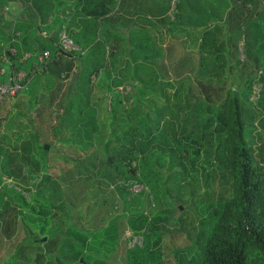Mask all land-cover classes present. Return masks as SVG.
<instances>
[{"label":"trees","instance_id":"obj_1","mask_svg":"<svg viewBox=\"0 0 264 264\" xmlns=\"http://www.w3.org/2000/svg\"><path fill=\"white\" fill-rule=\"evenodd\" d=\"M16 1L20 6L16 20L2 21L10 31L1 35L6 43L0 46V54L5 57L1 79L12 72L28 71L38 64L37 56L47 51L45 68L32 75L22 93L30 96L37 78H43L42 86L48 93L43 98L45 105L38 111L46 110L47 115L37 113V121L55 118L57 126L69 125L73 132L63 140L56 155L44 150L45 143L40 145L45 164L53 158L57 161L55 166L46 165V172L31 183L35 191L29 201L17 193L0 191V207L10 202L17 207L23 231L6 264H83L80 259L86 242L90 236L96 238L99 227L120 218V227L127 226L132 235L148 228L150 222L143 212L130 209L121 215L113 214L126 186L136 182L157 199L158 192L183 190L192 174L202 181L207 204L214 202L215 206L206 218L209 230L202 252L187 264H264V173L244 141L241 112V105L253 103L264 94V65H259L260 59L264 60V7L257 13L247 11L243 21L237 10L227 29V42L220 39L218 47L200 56L196 69L188 66L190 54L175 60L170 54L154 55L140 62L126 55V60L131 61L120 67L122 72H130V92L123 96L111 90L122 84L120 73L104 86L109 98L108 133L103 137L102 125L91 104V78L100 70L114 67L113 48L108 44L113 35L112 0H0V7ZM171 19L174 27L177 15ZM74 23L76 31L72 34ZM60 25H65L78 51L62 52L56 47ZM97 25L101 26L99 33ZM40 31L49 37H41ZM216 33L213 28L200 32L202 50L207 40L217 43L218 38L226 36ZM239 41L242 44L237 49ZM237 51L242 55L239 62L232 59ZM224 59L226 64L221 63ZM69 76L73 78L63 86L64 77ZM191 79L207 87L229 80L235 87L213 104L191 99ZM253 84H258L259 89L251 101ZM32 101L29 99L27 104ZM20 118L14 114L3 125V133H9L14 141L19 137L12 129L29 130L28 123L22 125ZM95 141H99L98 149ZM16 147L13 145L12 150ZM65 151L66 156H62ZM70 164L93 169L92 175L79 181L90 182L87 187L96 193L95 200L67 205L61 180ZM214 183L219 190L215 198L213 189L205 191ZM76 184L77 181L68 182V189L72 186L75 190ZM6 195L8 201L4 202ZM156 220L159 219H152Z\"/></svg>","mask_w":264,"mask_h":264},{"label":"rangeland","instance_id":"obj_2","mask_svg":"<svg viewBox=\"0 0 264 264\" xmlns=\"http://www.w3.org/2000/svg\"><path fill=\"white\" fill-rule=\"evenodd\" d=\"M112 1L116 3V1ZM131 1L136 3L134 14H141L143 18L147 16L148 20L146 21L148 22L154 21L156 18H162L168 26H171L173 21L170 15L173 14V18L177 15L178 18L180 13H186L185 10L189 9L185 7L184 2L179 5V0L174 13L169 10L170 4L167 0H165L166 4L163 0H159V5L153 11H149L148 6L140 0ZM209 1L212 5L209 11V18L214 23L212 28L214 30L224 29L226 36L222 40L225 42H227L229 23L232 15L236 14L237 10L241 13V21H243L247 16V11L257 13L264 7V0H261L262 3L259 0H251L252 2L249 3L246 0ZM126 2V0L122 1V3ZM14 3L0 7L1 47L6 44L2 39L3 34L10 31L2 25V21L16 20L20 10L19 3L17 1ZM211 14L215 16L211 17ZM100 28L101 26L97 25V33H99ZM109 42L110 40L108 44H111ZM241 44L242 41L237 43V49H240ZM229 45L232 46L233 43L230 42ZM241 57L239 51L232 54V59L235 62H239ZM4 58L0 54V81L6 80L1 79L2 74L5 72V68L1 66L5 64ZM259 65H264L263 58L260 59ZM122 71V68L115 67H113V70L104 69L91 78L93 87L91 104L96 109L95 117L97 121L102 125L101 134L103 137L108 133L107 104L109 98L104 86L111 84L112 77L120 73L119 77L122 84L111 87V90L119 92L118 88L129 87L132 83L130 72L129 70ZM34 73H37V70L35 66H32L28 71L12 72L11 76H14L16 80H21V83L27 84ZM72 78L73 76L71 78L69 76L68 79L64 77V82L61 81L63 86L67 85V81ZM42 80L43 78H37L38 84L30 96L19 92L13 97H5L0 101V191L2 189L10 191L11 195L17 193L26 202L31 198L30 194L35 191L31 183L39 180L42 174L46 172L43 169L46 165L52 164L55 166L54 163L57 161L56 158H53L49 160L48 164H45V159L39 150L40 145L45 143L44 146H47L46 151L49 150L51 154L56 155L58 147H63V143H65L63 140L73 132L69 125L61 124L57 126L58 122L55 118L48 121V118L46 120L43 117L41 122L37 121V113L40 116L47 115L46 110L38 111L39 107L45 105L43 98H47L48 93L46 87L42 86ZM191 80V99L204 100L213 104L219 103L226 91L228 89L233 90L235 87L231 86L232 83L229 80L224 83L217 82L208 87L204 86L202 81ZM252 86L254 92L259 89L258 84ZM252 96L254 95H251L250 98ZM31 98L33 101L28 105L27 101ZM241 112L244 141L252 152L253 160L261 166L264 173V94L258 95L253 103L249 102V104L241 105ZM14 114H19L21 117L20 123L22 125L28 123L27 128H29V130L12 129L11 132L19 137L16 141L9 137V133H3V125ZM50 126L54 127L53 131ZM3 135L5 136L3 137ZM98 143L99 141H95L94 146L97 147L96 149L99 148ZM13 145L17 146L15 150H12ZM61 153L62 156H66V151ZM81 163H84V160ZM75 164H70L68 166L69 172L63 173L61 182L64 186L62 185L61 190L65 192V196H68L67 205L76 204L77 206L84 199H88L89 202L95 200L94 194L96 193L92 189L88 190L87 182L90 183L89 181H79V178H83V176L92 175L93 169L78 168ZM162 179L163 177L160 178L161 182ZM74 181H77L74 186L75 190L72 186L68 189L67 183ZM185 184L181 191L165 190L164 193L162 191L158 192L156 194L157 200L152 198L146 188H142L136 182H131L126 186L125 193L119 198L113 214L121 215L130 209L143 212L150 222L149 226L147 225L148 228L140 234L132 235L127 226L123 229L120 227V218L114 224L99 227L96 238L90 236L86 242V247L81 255L82 259H80L81 262L83 264H187L191 259H197L202 252L209 230V223L206 218L215 205L214 202L210 206L207 204L208 199L204 197V187L198 175H189ZM211 189L215 192L212 194L215 198L219 192L216 183L205 189V191L209 193ZM99 195L100 193L97 196ZM3 201H8L7 195L3 198ZM198 207L202 209H197ZM73 209L75 208L73 207ZM17 211V207L11 202L5 208L0 207V264H6L10 261L15 244L23 236ZM153 218L159 220L152 221Z\"/></svg>","mask_w":264,"mask_h":264},{"label":"crops","instance_id":"obj_3","mask_svg":"<svg viewBox=\"0 0 264 264\" xmlns=\"http://www.w3.org/2000/svg\"><path fill=\"white\" fill-rule=\"evenodd\" d=\"M114 1L116 3L112 1L114 9L110 27L113 35L109 43L113 48L111 52L115 68H122L120 66L124 65L125 61H131L126 60V55L140 62L144 57L149 59L154 55L170 54L171 60H175L190 54L192 59L188 66L196 69L198 58L205 55L206 51L218 47L219 40L222 39L218 38L217 43L207 40L205 50L201 49L200 32L212 28L214 24L209 18L212 7L209 0H179V5L184 2L185 7L189 9L185 10L186 13H180L176 19V25L169 28L162 18L148 22L147 16L143 18L141 14H134L136 3L131 0H126V3H122L123 0ZM140 1L148 6L149 11H153L159 5V0ZM163 1L165 3V0ZM259 1L262 3L261 0ZM75 25L76 23L70 28L72 34L76 31ZM215 31L220 37L226 34L222 28ZM221 63L226 64V59Z\"/></svg>","mask_w":264,"mask_h":264},{"label":"built area","instance_id":"obj_4","mask_svg":"<svg viewBox=\"0 0 264 264\" xmlns=\"http://www.w3.org/2000/svg\"><path fill=\"white\" fill-rule=\"evenodd\" d=\"M167 1L170 4L169 10L171 12H174L178 0H167ZM58 15L63 17V15L60 13ZM172 15H170L171 18ZM39 35L43 38H48L50 34H47L44 31H40ZM56 47L62 50V52L78 51V49L73 45L70 35L67 33L65 25H60L59 29L57 30ZM48 57H49V53L47 51H43L39 56H37L38 64L33 65L36 67L37 73H40L45 68ZM25 88H26V84L24 82L21 83V80L19 79L16 80L14 76L11 75L8 76L6 80L0 81V101L3 100L5 97H13L15 94L22 92ZM118 90L124 96L129 92V87L118 88ZM255 93L257 94V90L256 92H254V88H253L252 95L254 96H252L250 100L254 99L256 95Z\"/></svg>","mask_w":264,"mask_h":264},{"label":"water","instance_id":"obj_5","mask_svg":"<svg viewBox=\"0 0 264 264\" xmlns=\"http://www.w3.org/2000/svg\"><path fill=\"white\" fill-rule=\"evenodd\" d=\"M44 150H47V146H44ZM43 240V239H42Z\"/></svg>","mask_w":264,"mask_h":264},{"label":"clouds","instance_id":"obj_6","mask_svg":"<svg viewBox=\"0 0 264 264\" xmlns=\"http://www.w3.org/2000/svg\"><path fill=\"white\" fill-rule=\"evenodd\" d=\"M5 73V72H4ZM10 76V75H9ZM6 79V78H5Z\"/></svg>","mask_w":264,"mask_h":264}]
</instances>
